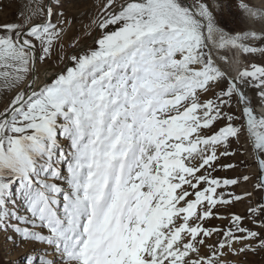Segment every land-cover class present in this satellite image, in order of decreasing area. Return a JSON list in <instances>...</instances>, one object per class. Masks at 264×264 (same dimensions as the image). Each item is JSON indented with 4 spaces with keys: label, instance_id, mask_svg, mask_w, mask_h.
<instances>
[{
    "label": "snow or ice",
    "instance_id": "obj_1",
    "mask_svg": "<svg viewBox=\"0 0 264 264\" xmlns=\"http://www.w3.org/2000/svg\"><path fill=\"white\" fill-rule=\"evenodd\" d=\"M224 4L107 0L96 46L39 87L36 66L67 23L61 4L37 9L43 22L31 12L0 25V78L7 89L27 81L0 110V244L20 250L19 264H225L224 249H264V114L246 91L264 101V64L231 78L213 52L264 54V2L240 0L253 26L235 34L220 27ZM242 140L253 191L218 192L253 180L212 175ZM245 199L248 216L220 214ZM212 218L228 226L205 227Z\"/></svg>",
    "mask_w": 264,
    "mask_h": 264
},
{
    "label": "rangeland",
    "instance_id": "obj_2",
    "mask_svg": "<svg viewBox=\"0 0 264 264\" xmlns=\"http://www.w3.org/2000/svg\"><path fill=\"white\" fill-rule=\"evenodd\" d=\"M190 1V4L196 3V0ZM55 2L61 4V7L58 9V11L63 13L62 19L67 21V23L60 25L64 28V31L60 35L59 40L55 43L51 59H48L42 63H38L36 66L42 82L45 75L48 73V75H50V73L59 70L66 64L71 51L82 44H87L91 41L92 37L97 31L98 17L101 13V10L107 3V0H55ZM245 2H251L259 6L262 2H264V0H245ZM48 3L49 0H0V25L5 23L24 24L25 17L31 12L36 13L32 19L33 24L43 22L44 15L37 11V9H46ZM239 4L240 0H225L223 10L218 13L220 27L233 34L242 32L246 28L253 26L251 22L248 21L244 16ZM94 21H97V23H94ZM53 22H56V17L53 18ZM100 32L101 30L99 29L98 36L100 35ZM95 46L96 45L94 44L92 47ZM88 49H85L84 51ZM213 52L217 65L226 73V76L228 77V64L234 61L233 59L235 57H238L237 60H240L241 49H232L231 46L227 47L226 49H218L213 47ZM61 57H63L62 60ZM243 57L244 58L241 61L243 70L245 68H249L253 63L264 64V54L244 53ZM230 65L233 66L234 63H231ZM70 66H72V62L69 67ZM3 70L4 69H0V71ZM53 78L54 77L51 79ZM28 79H32L31 75L28 77ZM224 83H227L226 79ZM26 85L27 81H25L24 84L20 85L18 88L7 89L4 86L3 79L0 78V110H3V108L10 103L15 94L25 88ZM221 87H223V85H221ZM246 90L249 92V96L251 95L250 97H256L254 89L249 88ZM217 91H219V89H217ZM230 151H234L236 154L234 156H221L215 165L217 170L213 172L212 175L221 179H231L243 175H250L253 177V180L247 183H241L238 187L231 186L228 188H220L217 191H223L225 193L235 192L236 194H242L245 191H253V184L256 182L255 177L258 175V169L254 162V152L251 144L245 143L243 140L239 143L234 142L230 148ZM227 164H234L237 165V167L231 169L221 167V165ZM260 197V193L253 192V196L251 197L253 204L259 201ZM191 198L194 199V197ZM248 209L249 201L248 199H245L240 202H235L227 207H220L219 212L221 215L225 216L235 213L242 217H246L249 215ZM261 219H264V217ZM244 225L250 228L254 227L251 221L248 219L244 221ZM204 226L208 228H226L228 226V220L212 218L206 221ZM254 230L258 232L264 231V229L259 227H255ZM218 239L219 237L214 235L208 240V243H215ZM252 243L253 247L256 249L255 251L241 252L236 255L228 252L227 249H224L223 251L225 255L221 257V260L225 262V264H264V249L257 246L259 243L258 241ZM242 246L243 245L240 242L234 244L235 248H240ZM202 251L207 250L203 249ZM20 255V250L12 249L10 246L0 244V264H13L14 261L19 264Z\"/></svg>",
    "mask_w": 264,
    "mask_h": 264
},
{
    "label": "bare ground",
    "instance_id": "obj_3",
    "mask_svg": "<svg viewBox=\"0 0 264 264\" xmlns=\"http://www.w3.org/2000/svg\"><path fill=\"white\" fill-rule=\"evenodd\" d=\"M233 49V47H231ZM238 49V48H237ZM240 53V52H239ZM235 56V55H234ZM244 53L242 52L241 50V57H240V60L235 57L233 60V63L234 65H230L228 64V69H229V77H232V78H236L239 76V74L241 73V71H243V66L241 65L242 64V59L244 58ZM241 65V66H240ZM237 67V69H236ZM237 75V76H236ZM42 80L39 79V81L37 82V87L39 84H41ZM247 91V90H246ZM251 96V95H250ZM256 96V94H255ZM250 99L252 100V105L254 107V111L257 113V114H264V101H261L259 97H250ZM255 100H256V103H255Z\"/></svg>",
    "mask_w": 264,
    "mask_h": 264
},
{
    "label": "water",
    "instance_id": "obj_4",
    "mask_svg": "<svg viewBox=\"0 0 264 264\" xmlns=\"http://www.w3.org/2000/svg\"><path fill=\"white\" fill-rule=\"evenodd\" d=\"M188 3H191V1L190 0H188ZM99 27H98V25H97V31H96V33L94 34V36L92 37V39H91V41L89 42V43H87V44H82L81 46H79V47H77L76 49H74L73 51H71V53L69 54V56H68V60H67V62H66V64L63 66V67H61L59 70H57V71H53L52 73H50V75H45L44 76V80H43V82L42 83H45V82H47V81H50V79L52 78V77H55V75L58 73V72H61L62 70H64L65 69V67H69V65L71 64V61H70V59H69V57L71 56V55H73V54H79V53H81L82 51H84L85 49H88V48H91L93 45H94V41L97 39V37H98V32H99ZM229 77V76H228ZM232 78V77H231ZM39 87V86H38ZM258 175H259V172H258Z\"/></svg>",
    "mask_w": 264,
    "mask_h": 264
}]
</instances>
